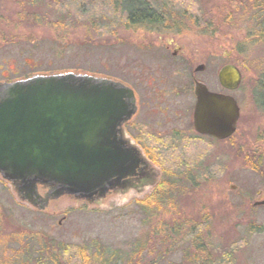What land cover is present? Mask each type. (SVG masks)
<instances>
[{"label": "rangeland", "instance_id": "1", "mask_svg": "<svg viewBox=\"0 0 264 264\" xmlns=\"http://www.w3.org/2000/svg\"><path fill=\"white\" fill-rule=\"evenodd\" d=\"M247 1L158 0L178 27L134 31L123 29V20L113 14L108 0H74L65 13L68 17L44 5L38 13L47 20L38 23L24 13V0H0V83L74 73L136 85L141 90L157 71V78L193 88V74L210 91L231 95L241 107L232 141L213 142L209 148L200 141L192 142L194 146L184 142L183 151L174 153L175 157L159 160L157 166L165 170L161 181L174 173L177 180L187 177L194 182L177 188L178 209L168 213L149 214L137 205L152 189L143 194L114 193L101 205L66 196L39 210L19 201L0 175V213L4 215L0 219V264H15L19 250L40 251L46 239L89 247L91 252L97 244L106 259L115 255L109 264H127L138 248L146 251L141 250L132 264H264V206H253L259 200L257 191L264 193V178L252 153L264 125L253 93L264 75V41ZM169 41L174 43L169 54L180 48L178 70L173 73L152 65L153 54L164 52ZM200 64L206 70L195 72ZM226 65L241 71V87L235 92L219 83L218 73ZM181 101L192 102L193 98ZM245 156L254 163H246ZM174 227V241L152 237ZM22 230L28 231L23 236L33 233L37 238L17 241L10 237ZM199 230H203L202 241L210 242L212 248L191 246L190 236ZM42 255L33 253L32 257H46ZM35 259L30 264H37Z\"/></svg>", "mask_w": 264, "mask_h": 264}, {"label": "water", "instance_id": "2", "mask_svg": "<svg viewBox=\"0 0 264 264\" xmlns=\"http://www.w3.org/2000/svg\"><path fill=\"white\" fill-rule=\"evenodd\" d=\"M218 80L235 91L242 74L226 65ZM195 94L196 130L231 137L240 117L235 99L201 82ZM135 112L134 92L110 79L66 73L0 83V175L39 210L66 196L101 205L117 187L127 191L144 159L122 130Z\"/></svg>", "mask_w": 264, "mask_h": 264}, {"label": "flooded vegetation", "instance_id": "3", "mask_svg": "<svg viewBox=\"0 0 264 264\" xmlns=\"http://www.w3.org/2000/svg\"><path fill=\"white\" fill-rule=\"evenodd\" d=\"M167 46L164 52L154 53L152 65L155 67H165L167 73L178 70V57L180 56V48H174L169 54V50L174 45L172 41L165 43ZM158 49H161L158 46ZM202 66V71H196ZM195 72H204L206 65L200 64ZM193 88L187 85H172L162 78H157L156 73H152L149 81L145 82V87L140 90L136 85L129 87L135 95L136 112L133 117L127 122L122 130L124 136L135 147L140 155L144 158L137 169L136 176L131 178L130 186L127 191L121 187H117L111 194L121 193L126 194L134 191L137 194H143L147 189H154L160 184L162 173L165 171L161 165V169L157 166L159 160L175 157L174 153L183 151L184 142H189L190 146H194L192 142L200 141L205 143L207 148L212 146L213 142H230L234 139L238 132V127L241 119V107H239L240 117L237 123L236 131L229 139L225 141H216L208 135L199 133L194 124V113L196 110L197 98L195 94V84L200 82L192 74ZM151 80V82H150ZM209 89V88H208ZM239 90V89H237ZM236 90V91H237ZM210 91V90H209ZM232 92V91H228ZM235 92V91H233ZM254 98L257 110L264 116V75L254 87ZM229 95V94H226ZM184 97H192V102L181 101ZM128 129V133L126 132ZM259 137L257 140V150L252 152L257 163V171L264 178L263 163H264V125L259 129ZM191 150V148H190ZM170 154V155H169ZM178 154V153H177ZM150 157L152 159H150ZM157 157V158H156ZM157 159V160H155ZM246 159V156L244 157ZM174 160V159H173ZM172 160V161H173ZM185 166V165H184ZM189 171L191 167L186 165ZM199 166V165H197ZM196 166V167H197ZM210 171V170H209ZM208 171V172H209ZM177 186L185 185L193 186L194 182L188 180L187 177H181L176 182ZM231 188H234L232 186ZM259 200L254 202L253 206L259 207V203L264 201V193L257 191Z\"/></svg>", "mask_w": 264, "mask_h": 264}, {"label": "trees", "instance_id": "4", "mask_svg": "<svg viewBox=\"0 0 264 264\" xmlns=\"http://www.w3.org/2000/svg\"><path fill=\"white\" fill-rule=\"evenodd\" d=\"M73 1L74 0H24L22 5L24 13L28 15L27 17H29L32 21H36V23H38L39 21L42 22L47 20V16L45 14H43L42 12L38 13L41 11L44 5L47 6L52 12L55 11L56 13L59 12V14H65ZM108 1L110 3V6L112 7L113 14L123 20V24L121 20L118 22L122 24L124 30L133 29L134 31H136L143 29L153 31L158 27H162V30H164V28L168 29L170 25H176V27H178L177 20L168 16L169 11L167 9L163 10L161 8V2H158V0ZM247 2L249 6L248 11L253 14L254 22L260 28V39L264 41V0H248ZM62 17L68 16L67 14H65V16ZM56 23L58 25H62L63 21L57 20ZM252 159L253 158L251 157L246 158V163L253 164L254 162L252 161ZM170 177L171 178L169 180H167L166 178L162 179L160 184L144 200L136 201L137 205H139L146 213L149 214H154L158 211L168 213L171 210L178 209V206L175 202V199L178 198L177 188L179 186H177L176 184L178 180L176 179V175L174 173H172ZM1 217H4V215L0 213V219ZM176 229L177 228L174 227L168 233H162L161 231H159V235L157 234V232H155V235H152V237H157V239L161 241L166 239L174 241L176 237L175 235L177 234ZM27 232V230L14 232V234H11L10 237L13 240L15 237L17 241L20 238L22 241V239L25 237L33 240L37 238V236H35L33 233L23 236ZM201 232H203V230H199L198 232L191 234V246H193L194 248H212L210 242L205 243L202 241L200 236ZM88 248L89 247L67 244H55L52 240L46 239V241H42L40 243V251L38 250V252L37 250L34 251L29 249L17 251V257L15 258L14 263L30 264V262L35 259L34 257H32L33 253H38L39 255L43 254L46 256L45 258H39L38 260L35 259L37 264H109L114 261L112 258L115 255L112 254L108 259H106V252L102 251L97 244L94 247L97 248L95 252H91V250ZM138 249H140V251H136V253H134L130 259H127V264H132L133 260L141 255V250L142 252L146 251L145 248ZM46 258L49 259V262H45Z\"/></svg>", "mask_w": 264, "mask_h": 264}]
</instances>
